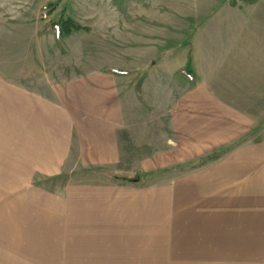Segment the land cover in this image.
<instances>
[{"label": "rangeland", "instance_id": "obj_1", "mask_svg": "<svg viewBox=\"0 0 264 264\" xmlns=\"http://www.w3.org/2000/svg\"><path fill=\"white\" fill-rule=\"evenodd\" d=\"M46 4L87 30L57 44ZM107 70L131 73L114 161L28 177V130L67 126L14 125V87ZM0 264H264V0H0Z\"/></svg>", "mask_w": 264, "mask_h": 264}, {"label": "crops", "instance_id": "obj_2", "mask_svg": "<svg viewBox=\"0 0 264 264\" xmlns=\"http://www.w3.org/2000/svg\"><path fill=\"white\" fill-rule=\"evenodd\" d=\"M218 7L224 9H220L217 14L233 9L228 5ZM246 7L255 8L256 5ZM240 8L237 7V18H233V21L229 19L227 24L240 23L241 28L244 29H259V21L245 23L239 20L242 14V7ZM209 12L216 14V10ZM253 23H257L256 26L253 27ZM213 28L222 27L218 24ZM106 73L96 75L89 81L76 78L69 83H59L55 91L51 92L52 96L48 98L40 92L14 87V93L11 92L14 94V111H16L14 125L23 124L26 120L28 126H67L66 131L54 128L47 135L38 134L33 129L28 130L26 143L23 145L22 141L20 147L21 151L25 152L19 153L18 145L16 150L17 155L26 157L28 177L33 175L38 178L56 173L61 165L69 163V159L73 163H76L77 159L96 164L114 161L118 154L116 127L121 125L124 112L119 95L125 80L123 78L131 73ZM128 81L125 80V83ZM139 87L141 92L143 84L139 83ZM20 113L24 117H17ZM68 126H74L76 133L79 134L76 145L70 141Z\"/></svg>", "mask_w": 264, "mask_h": 264}, {"label": "trees", "instance_id": "obj_3", "mask_svg": "<svg viewBox=\"0 0 264 264\" xmlns=\"http://www.w3.org/2000/svg\"><path fill=\"white\" fill-rule=\"evenodd\" d=\"M54 8V5L52 4H46L43 7L44 13L41 14L40 20H44L43 23V29H51L53 30L54 39L57 44H60L64 37L69 35L71 32L79 31V30H87V28L75 23L71 18H58L56 20H47L46 17L52 12ZM47 10V11H46ZM106 72H112L116 74H125V71L122 70H107ZM179 73L181 76L186 77L188 79H193L192 71L186 70V69H179ZM136 92L140 93V87L139 85L135 86ZM218 156L217 153L213 152L212 154L208 155V157L203 158V161H206L207 159H213ZM146 176V173H137L135 176L128 178L123 177L122 179L125 181H131V180H137L140 181L143 179V177Z\"/></svg>", "mask_w": 264, "mask_h": 264}]
</instances>
